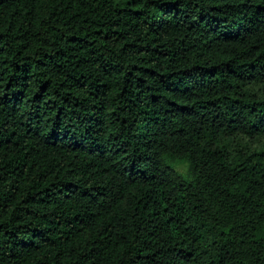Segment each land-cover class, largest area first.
I'll use <instances>...</instances> for the list:
<instances>
[{"label":"trees","instance_id":"obj_1","mask_svg":"<svg viewBox=\"0 0 264 264\" xmlns=\"http://www.w3.org/2000/svg\"><path fill=\"white\" fill-rule=\"evenodd\" d=\"M0 264H264V0H0Z\"/></svg>","mask_w":264,"mask_h":264}]
</instances>
